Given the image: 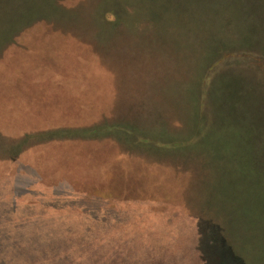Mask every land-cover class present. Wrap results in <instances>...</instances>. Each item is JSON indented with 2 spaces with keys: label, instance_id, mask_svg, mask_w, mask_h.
Here are the masks:
<instances>
[{
  "label": "rangeland",
  "instance_id": "rangeland-1",
  "mask_svg": "<svg viewBox=\"0 0 264 264\" xmlns=\"http://www.w3.org/2000/svg\"><path fill=\"white\" fill-rule=\"evenodd\" d=\"M20 6L0 40V264H207L206 222L264 264V0Z\"/></svg>",
  "mask_w": 264,
  "mask_h": 264
},
{
  "label": "trees",
  "instance_id": "trees-1",
  "mask_svg": "<svg viewBox=\"0 0 264 264\" xmlns=\"http://www.w3.org/2000/svg\"><path fill=\"white\" fill-rule=\"evenodd\" d=\"M21 2L24 3V0H0V17L2 18L0 25V40L3 39L4 32L20 25L19 23L24 17V14L21 13ZM110 14H112L115 19H118L114 12H110ZM27 26L28 24L25 27ZM118 187V184L115 183V192H117ZM178 220L180 219L178 218L177 221ZM200 225H202V229H204L206 235V237L201 238V240H204L203 246L205 247L203 249H206L203 251L208 252L211 250L214 253L216 251L218 252L216 256L207 259V264H245L243 259L236 254L234 247L227 241L228 239L221 231L220 226L215 225L213 222H206V224L200 223ZM203 225H207V227L204 228Z\"/></svg>",
  "mask_w": 264,
  "mask_h": 264
}]
</instances>
